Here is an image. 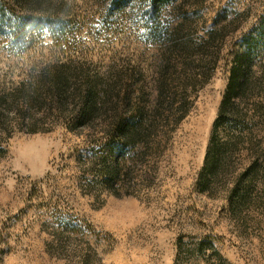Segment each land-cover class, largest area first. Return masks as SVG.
I'll list each match as a JSON object with an SVG mask.
<instances>
[{"label":"rangeland","instance_id":"obj_1","mask_svg":"<svg viewBox=\"0 0 264 264\" xmlns=\"http://www.w3.org/2000/svg\"><path fill=\"white\" fill-rule=\"evenodd\" d=\"M40 1L58 21L31 25L26 5L0 0L14 14L0 22V264H264L257 67L233 170L198 184L234 60L261 43L264 0ZM53 76L93 86L99 114L81 124L78 99L51 102ZM116 111L145 116L137 137L121 140ZM256 159L237 204L235 178Z\"/></svg>","mask_w":264,"mask_h":264},{"label":"trees","instance_id":"obj_2","mask_svg":"<svg viewBox=\"0 0 264 264\" xmlns=\"http://www.w3.org/2000/svg\"><path fill=\"white\" fill-rule=\"evenodd\" d=\"M32 12L30 20L31 25H36L39 20L52 19L49 17L53 12L51 7H45L46 3L40 0H16ZM162 2H170V0H162ZM13 10L7 7H0V22L5 24L7 19H13ZM36 15V16H35ZM45 15L47 17H45ZM28 17V18H31ZM58 21L56 19H52ZM10 21V20H9ZM13 21L8 22L10 26ZM160 22H157L156 29L160 30ZM159 30L158 33L159 34ZM261 43L258 40L251 38L247 44L246 50L236 56L228 85L224 92L217 119L214 122L211 138L207 148L204 166L199 176L198 184L202 191H208L212 184H216L224 179L226 174L230 173L233 168V155L232 150L243 141L244 137L248 134L249 126L246 122L245 116L242 114L241 107L246 105V100H250L255 94L258 83H261L262 77L256 76L257 72L261 70L264 73L263 66H256L254 60L257 57L264 59V25L261 31ZM262 49V50H261ZM264 61V60H263ZM257 67V69H256ZM260 72V73H261ZM202 76H207L206 72ZM192 87L197 85L195 79L192 80ZM67 76H53L50 79V85L46 88V94L51 102H70L78 99L81 103L80 108H75L76 120L81 124L92 121L99 114V96L95 92L94 87L91 86L88 90L71 88ZM188 95L184 96L187 99ZM188 101L183 103L181 110L187 111ZM256 109L262 108L259 103H254ZM120 112L115 113V131L121 137V140L126 142L134 139L140 134L144 128L145 116L141 114L136 119H128L123 117ZM136 122H135V121ZM223 129L220 138V130ZM112 143H109L111 146ZM259 161L256 159L248 165L243 171L235 178L233 192L236 196L237 204L244 202L247 199L249 191L252 189L254 176L257 172ZM231 169V170H230ZM250 176H252L250 178ZM246 178V179H245ZM250 178V179H249Z\"/></svg>","mask_w":264,"mask_h":264}]
</instances>
